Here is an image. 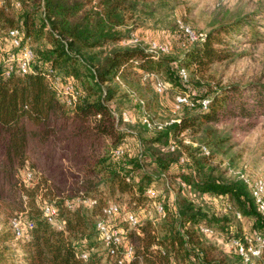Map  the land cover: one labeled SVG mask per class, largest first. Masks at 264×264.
<instances>
[{
    "label": "trees",
    "instance_id": "16d2710c",
    "mask_svg": "<svg viewBox=\"0 0 264 264\" xmlns=\"http://www.w3.org/2000/svg\"><path fill=\"white\" fill-rule=\"evenodd\" d=\"M149 1H2L0 55L10 45L9 32L18 30L33 60L28 73L15 66L8 75L0 59V209L33 228L17 238L11 225L0 237V264H120L128 245L133 254L122 264H255L264 258V215L249 185L241 177H227L214 163L215 150L226 141L211 128L226 119L264 117V85L233 84L206 96L181 91L177 97L188 96V103L176 110L179 118L162 123L161 129L148 127L151 102L145 104L139 95L150 96L151 88L160 95L158 81L166 85L164 94L183 89L191 84L189 70L201 75L231 59L239 37L262 40L257 28L264 9L208 34L190 29L195 39L182 28L187 42L175 58L173 48L156 55L151 45L118 46L124 38L120 29L136 26ZM181 70L188 73L187 82ZM57 78L76 86L74 106L60 98ZM123 113L131 115L130 122ZM198 134L206 143L186 142ZM122 147L125 155L114 157ZM150 188L156 196H148ZM195 194L213 196L218 206L205 209L194 201ZM123 199L128 208L117 216L127 225L123 244L112 256L97 224L105 218L104 209ZM158 204L164 218L144 216ZM46 206L57 210L56 224L46 218ZM129 213L140 220L134 228L128 224ZM247 218L250 230L242 225ZM202 228L224 244L249 246L253 238L261 255L246 262Z\"/></svg>",
    "mask_w": 264,
    "mask_h": 264
},
{
    "label": "rangeland",
    "instance_id": "374dc122",
    "mask_svg": "<svg viewBox=\"0 0 264 264\" xmlns=\"http://www.w3.org/2000/svg\"><path fill=\"white\" fill-rule=\"evenodd\" d=\"M146 7L147 13L141 16L136 26L130 23L120 29L124 38L118 46L146 48L156 42L173 48L171 57L180 58L183 54L182 44L187 42V38L179 30L187 27L194 34H208L221 24H231L264 9V0H151ZM257 31L263 39L251 41L253 36L239 37L238 43L232 48L234 56L231 59L211 66L201 75H194L189 70L191 84L187 83L185 88H170L162 96H157L152 88L150 96L139 94L145 104L151 102L147 112L151 115L152 123H168L179 118L174 105L175 97L181 91L192 96H206L233 84L245 87L264 85V21ZM152 94L155 100L151 97ZM123 125L122 128H130L128 124ZM211 128L213 135L226 141L219 151L215 150L214 163L220 165L227 177L245 176L252 182L264 180V117L249 120L226 119L222 123L211 125ZM203 137V134L191 136L186 142L192 140L194 143H206L202 141ZM194 201L197 204L202 202L203 207L209 211L218 206L213 196L200 199L194 197ZM125 202L126 199H123L115 203L123 211L125 207L128 208ZM144 216L153 220L159 217L154 209L150 214L144 213ZM12 219L13 216L7 210L0 209V237L11 230ZM122 219L121 215L111 218L110 224L124 229L127 224ZM242 225L250 230L252 224L247 218L242 220ZM255 264H264V258L256 260Z\"/></svg>",
    "mask_w": 264,
    "mask_h": 264
},
{
    "label": "built area",
    "instance_id": "2783aa9c",
    "mask_svg": "<svg viewBox=\"0 0 264 264\" xmlns=\"http://www.w3.org/2000/svg\"><path fill=\"white\" fill-rule=\"evenodd\" d=\"M3 0H0V5L2 4ZM186 32L190 34L193 37V33L189 28H185ZM9 38H10V45L6 50V53L0 55V59L3 60L6 63L7 70L6 73L10 75L14 70L16 69L15 66H17V69L20 73L26 74L30 70V64L33 60V51L30 47H23L22 44V38L20 35V32L18 30H11L9 32ZM134 42H138V40H134ZM170 48L168 46H162L157 44L156 42H153L151 44L150 51L155 53L156 55L160 53H169ZM6 56V57H5ZM51 74H53V71H50ZM181 78L184 82L188 81V73L185 70H181L180 72ZM54 86L60 96V98L63 100L64 103L68 106H74L79 98V92L76 89V86L71 83H63L59 78L54 80ZM156 92L160 95H163L166 90V85L162 81H158L155 85ZM188 103V96H178L176 98V104L175 109L179 110L181 105ZM208 101H203V106L207 108ZM116 118L119 119V114H115ZM123 120L125 122L131 121V115L128 113H123L122 115ZM148 124V127L150 129L152 128H159L161 129L163 124L159 123H152L149 121H145ZM174 122V121H173ZM203 151L206 154H209V151L207 148L203 147ZM125 155V148H119L114 151V157L120 158ZM182 162H184L182 160ZM32 175H28V179H31ZM241 178L249 185L251 189V193L253 198L255 199V202L258 206L259 211L264 215V180H256L251 181L245 176H241ZM156 190L153 188H150L147 192L148 196L154 197L156 196ZM121 208L117 204H112L108 206L106 209H104V215L105 218L100 220L97 224V230L99 233L100 240L104 243L106 248L109 250L110 254L112 256H117L120 247L123 244V235L124 231L121 228H115L109 223V220L113 218L114 216H117L120 214ZM157 213L159 215V220L165 217V210L164 207L161 204H158L156 206ZM44 214L46 218H48L49 222L51 224H56V216H57V210L52 206H46L44 208ZM127 221L131 228L136 227L140 220L138 217L132 213H129L127 215ZM12 228L16 233L17 238H21L26 233V230H30L33 228V225H28L24 223V221L21 218H15L12 220ZM202 232L210 237L214 242L225 246L226 249L230 250L231 252H234L244 258L246 262H249L250 256L253 257H260L261 255V248L254 246L253 238H249L248 241L251 243V245L246 246L245 244L239 242V241H232L229 244H224L223 240L216 235L213 231L202 228ZM257 239V242H263L262 236L255 237ZM133 254V247L128 245L126 246L122 260L120 261V264H122L124 261L129 260L132 257ZM83 258L86 259V256H83Z\"/></svg>",
    "mask_w": 264,
    "mask_h": 264
},
{
    "label": "crops",
    "instance_id": "0c3cea01",
    "mask_svg": "<svg viewBox=\"0 0 264 264\" xmlns=\"http://www.w3.org/2000/svg\"><path fill=\"white\" fill-rule=\"evenodd\" d=\"M198 196H199V195H196V194L194 195V197H197L198 199L202 198L201 196H199V197H198ZM200 202H201V201H200ZM201 203H202V202H201Z\"/></svg>",
    "mask_w": 264,
    "mask_h": 264
}]
</instances>
